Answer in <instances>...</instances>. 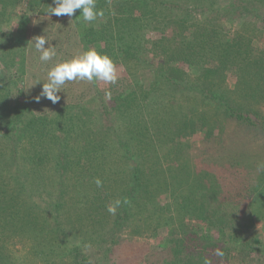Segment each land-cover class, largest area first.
Wrapping results in <instances>:
<instances>
[{"label": "trees", "instance_id": "16d2710c", "mask_svg": "<svg viewBox=\"0 0 264 264\" xmlns=\"http://www.w3.org/2000/svg\"><path fill=\"white\" fill-rule=\"evenodd\" d=\"M48 6L0 0V264H264V0H97L78 47L130 83L39 112L34 14L80 19Z\"/></svg>", "mask_w": 264, "mask_h": 264}, {"label": "clouds", "instance_id": "9594fccd", "mask_svg": "<svg viewBox=\"0 0 264 264\" xmlns=\"http://www.w3.org/2000/svg\"><path fill=\"white\" fill-rule=\"evenodd\" d=\"M54 7L48 6L49 16H74L76 10H80V16L85 23H92L103 18L104 12L97 8V0H53ZM34 50L39 53V61L47 64L56 56V48L49 42L45 35L33 37ZM48 45L45 47V45ZM47 82L42 84V90L36 96L35 102L39 103L42 98L50 100L53 104L61 100L58 93L62 92L63 87L71 82L103 83L105 85H115L119 75L115 62L106 54L99 53L95 48H89L69 60L55 63L47 70ZM105 96L111 99V92L106 91ZM97 187L101 186L99 180L96 181ZM127 203L125 199L123 201ZM122 201L117 199L107 206V211L115 215ZM217 255H223L217 250Z\"/></svg>", "mask_w": 264, "mask_h": 264}, {"label": "rangeland", "instance_id": "374dc122", "mask_svg": "<svg viewBox=\"0 0 264 264\" xmlns=\"http://www.w3.org/2000/svg\"><path fill=\"white\" fill-rule=\"evenodd\" d=\"M33 20H35L34 25L36 24V28L34 29V31H32V34H30V42H28L27 44V52H28V64L30 67L31 72L29 73L27 80L28 83L30 84L29 87V91H30V95H29V100L31 99V103L34 105H31V108L33 109H37L39 112L40 111H48L49 109H52V107H54V105L59 104V102H64V101H74V99L80 95H84V92L89 93L90 90V84L88 82H71V83H67L65 85V87L62 89L61 93H58V95L61 96V100L56 103L53 104L50 100L44 99L42 98L40 100L39 103L35 102V97L38 96L42 90V88L40 89V87H42V84L47 82L46 79V74H47V70L54 66L55 63L58 62H63L64 60H62L63 56V52L60 51H56L57 52V56L52 60L49 61L47 64H44L42 62L39 61L38 57H39V53H37L34 50L33 47V37L36 36H41V35H45L49 42L52 43L53 46L56 47H61L62 45H65V49L63 47L64 53L65 52H71L74 53L76 55L80 54V48L78 47L79 45L77 44V37L75 35V33H80V31L83 28H86V24L82 17L80 16V19H78V23L77 21H71V22H67V23H63V22H59L56 20H49L43 17H39L38 14L35 12ZM68 32L67 36H65L66 31ZM235 28V27H234ZM231 28V26H227L226 30L224 31V38L225 39H229L231 35L235 34L236 29ZM59 36L61 38H59ZM70 36L71 40L67 41V37ZM223 38V37H222ZM223 38V39H224ZM62 39H65V41H62ZM156 39V36L152 35L149 38V41H152ZM154 43V42H152ZM69 45V46H68ZM48 45L46 44L45 47H47ZM69 50V51H67ZM69 53H66V55ZM34 75V76H33ZM121 76V78H123L122 81L117 82V84H115V87H125L127 85V83H130V79L128 77V75L126 73H121L119 75V77ZM44 77V78H43ZM231 81L234 80L233 76H231L230 78ZM37 81L39 84H37ZM101 86L99 88H101V90H103L102 88L105 86H103V84H100ZM116 88V89H119ZM258 108L261 114L264 115V103L258 104ZM9 135V134H8ZM13 139V138H10ZM17 139V138H15ZM12 141V140H9ZM161 154L163 157V161L167 166H171L174 165L176 166L178 164L177 162V148L174 144L166 146V147H162L161 148ZM263 229H264V224H262ZM142 243V247L144 250H150L152 248L153 245V241L152 240H148V239H142L141 240ZM125 246H122L121 248H118L115 256L119 257L121 255H123L124 253H126L129 249V245L128 243H123ZM122 244V245H123ZM121 246V245H120ZM18 251V250H17ZM17 253V252H16ZM17 256H19L18 254H16ZM115 259V258H114ZM114 260L109 261V263L107 264H113Z\"/></svg>", "mask_w": 264, "mask_h": 264}]
</instances>
